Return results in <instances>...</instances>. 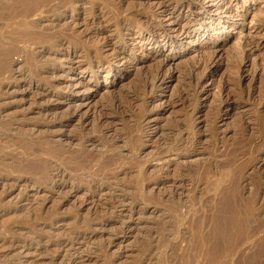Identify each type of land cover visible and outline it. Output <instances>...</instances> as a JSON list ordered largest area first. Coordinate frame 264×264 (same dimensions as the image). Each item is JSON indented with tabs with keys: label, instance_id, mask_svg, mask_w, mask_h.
<instances>
[{
	"label": "rangeland",
	"instance_id": "obj_1",
	"mask_svg": "<svg viewBox=\"0 0 264 264\" xmlns=\"http://www.w3.org/2000/svg\"><path fill=\"white\" fill-rule=\"evenodd\" d=\"M0 264H264V0H0Z\"/></svg>",
	"mask_w": 264,
	"mask_h": 264
},
{
	"label": "bare ground",
	"instance_id": "obj_2",
	"mask_svg": "<svg viewBox=\"0 0 264 264\" xmlns=\"http://www.w3.org/2000/svg\"><path fill=\"white\" fill-rule=\"evenodd\" d=\"M238 1L240 2V0H230V3L234 4V3H238ZM226 3H227V2H226ZM226 3H225V4H226ZM222 4H223V3H222ZM229 5H230V4H228V3L226 4L227 7H228ZM218 6H219V5H218ZM221 6H222V5H221ZM230 6H232V5H230ZM230 6H229V7H230ZM224 7H225V6H224ZM238 7H239V6H238ZM222 8H223V7H222ZM223 9H226V8H223ZM232 9H233V8H232ZM218 10H219V9H218ZM223 11H224V10H223ZM234 12H235V11H234ZM221 13H222V12H221ZM227 13H228V12H227ZM219 15H221V14H219ZM219 15H218V16H219ZM227 18H228V17H227ZM215 21H218V22L220 21V22H222L221 19H220V17H214V16H212L211 18L209 17L208 20H207V19H204V22H206V23H207L206 25H207L208 27H210V28L213 27V24H214ZM159 30H160V29H159ZM159 32H160V31H159ZM157 33H158V30H157ZM167 41H168V40H167ZM259 42H260V41H259ZM259 42H258V43H259ZM250 43H251V41H250ZM258 43H257V44H258ZM251 44H253V43H251ZM249 45H250V44H249ZM260 45H261V44H260ZM250 46H251V45H250ZM250 46H249V47H250ZM253 47H254V46H253ZM250 48H252V47H250ZM254 49H255V48H254ZM254 49H253V50H254ZM256 49H257V48H256ZM252 52H253V51H252ZM250 53H251V52H250ZM155 73H156V72H155ZM160 73H161V72H160ZM226 99H227V98H226ZM228 101H229V100H228ZM212 251H213V250H212ZM209 257H210V256H209ZM215 257H216V256H215ZM213 260H214V259H213ZM214 261H215V260H214ZM209 262H210V261H209ZM209 262H208V263H209ZM212 262H213V261H212ZM223 262H224V261H223Z\"/></svg>",
	"mask_w": 264,
	"mask_h": 264
}]
</instances>
